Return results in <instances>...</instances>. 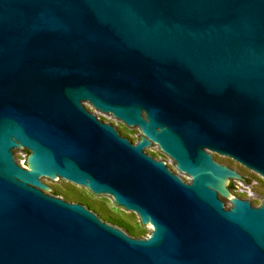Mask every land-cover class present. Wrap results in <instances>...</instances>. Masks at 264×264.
Listing matches in <instances>:
<instances>
[{"label":"water","instance_id":"1","mask_svg":"<svg viewBox=\"0 0 264 264\" xmlns=\"http://www.w3.org/2000/svg\"><path fill=\"white\" fill-rule=\"evenodd\" d=\"M218 155L264 179V0H0V264H264Z\"/></svg>","mask_w":264,"mask_h":264},{"label":"rangeland","instance_id":"2","mask_svg":"<svg viewBox=\"0 0 264 264\" xmlns=\"http://www.w3.org/2000/svg\"><path fill=\"white\" fill-rule=\"evenodd\" d=\"M90 109L92 110L91 107ZM96 113L102 120L113 122L127 137H132L133 141L137 140L139 132L120 125L117 119L110 115L99 114L97 111ZM218 157L250 178V181L252 182L250 189L252 192L256 193L257 195L264 193V179L259 174L248 172L240 163L236 162L235 160H229L219 155ZM49 181L59 190L56 195H59L64 199L90 203L108 220L130 228L135 236L141 237L149 234L150 230L148 229L147 225H143L140 222L139 217L134 211L124 209L116 205L113 200L100 194H94L90 190L72 182H55L53 180ZM231 190L240 197H250V200H255L257 203H259V198L249 196L246 191H244V189L240 190L234 186L231 188Z\"/></svg>","mask_w":264,"mask_h":264},{"label":"built area","instance_id":"3","mask_svg":"<svg viewBox=\"0 0 264 264\" xmlns=\"http://www.w3.org/2000/svg\"><path fill=\"white\" fill-rule=\"evenodd\" d=\"M251 185H252V182L250 181L249 182V187H247V186H245V185H243L241 183L236 184L235 187H237L240 190H243L244 189V191H246V193L249 196L257 197L258 195L256 193H254V192L251 191V189H250L251 188ZM249 199H250V197H249Z\"/></svg>","mask_w":264,"mask_h":264},{"label":"flooded vegetation","instance_id":"4","mask_svg":"<svg viewBox=\"0 0 264 264\" xmlns=\"http://www.w3.org/2000/svg\"><path fill=\"white\" fill-rule=\"evenodd\" d=\"M229 186L233 187L234 186V181H231Z\"/></svg>","mask_w":264,"mask_h":264}]
</instances>
